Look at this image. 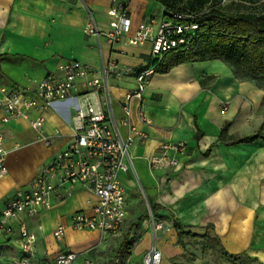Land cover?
<instances>
[{"label":"crops","instance_id":"obj_1","mask_svg":"<svg viewBox=\"0 0 264 264\" xmlns=\"http://www.w3.org/2000/svg\"><path fill=\"white\" fill-rule=\"evenodd\" d=\"M115 1L125 6V15L130 18L125 36L143 21L152 19L155 28L165 15L159 1ZM113 5V0H0V85L11 90L35 88L45 77L60 79L64 75L61 65L73 60L95 69L108 61L144 69L151 61L149 41L144 45H111L102 36L85 31L93 23L100 31L106 29L112 19L107 12ZM133 85L132 74L108 76L112 111L117 118L121 116L120 100ZM71 104L68 99L47 109L39 130L26 119L2 125L8 152L6 176L0 178V213L14 192L27 188L70 142ZM38 112L33 109L30 116ZM131 114V121L148 136L143 141L135 139L129 148L134 172L120 173L126 189V220L138 184L146 198L162 207L164 217L158 220L170 227L156 233L144 229L138 248L154 245L161 253V264H173L180 251L173 227L176 219L192 232L210 230L227 252L245 253L264 264V138L230 144L261 126L264 132V83L218 58L178 64L149 77L142 101L133 102ZM121 129L125 135L127 130ZM43 135L50 137L48 146ZM179 141L187 148L176 167H147L148 158L158 153L161 143ZM50 202V208L25 217L36 235L34 246L41 258L51 260L69 248L80 254L77 264L85 259L94 264L99 240L120 234L66 227L63 238L56 239L52 230L58 224H67L70 215L78 211L89 214L96 201L90 189L77 185L70 195L64 191L53 194ZM18 239L16 228L12 233L0 232V263L20 256Z\"/></svg>","mask_w":264,"mask_h":264},{"label":"built area","instance_id":"obj_2","mask_svg":"<svg viewBox=\"0 0 264 264\" xmlns=\"http://www.w3.org/2000/svg\"><path fill=\"white\" fill-rule=\"evenodd\" d=\"M113 1L114 5L107 12L112 18L109 26L100 31L93 23L85 31L98 38L102 36L111 45L118 42L144 45L149 41L151 61L144 69L120 66L114 61L102 62L95 69L73 60L61 65L64 75L60 79L45 77L35 88L11 90L0 85V178L6 176L5 159L8 152L4 146L2 125L26 119L32 128L39 130L44 125V112L47 109H54L61 101L71 99L73 110L70 142L43 166L27 188L14 192L0 213V232L8 234L16 228L20 253L19 257L5 259L0 264H77L80 254L69 248L60 250L51 260L39 257L34 246L36 235L29 230L25 221V217H34L41 210L50 208L53 194L64 191L70 195L77 185L90 189L96 202L89 214L78 211L70 215L67 224H58L52 230L54 238L62 239L66 227L119 234L125 224L126 189L120 180V173L134 172L129 148L135 139L143 141L148 136L131 121L133 102L142 101L146 83L156 72L165 53L178 48L187 49L199 27L192 21L194 13L171 10L155 28L152 19L143 21L137 24L131 35L125 36L130 30V18L125 15V6ZM113 73L134 76V87L120 100L121 116L118 118L112 111L108 87V76ZM33 109L39 112L31 117ZM140 118L147 121L142 114ZM121 128L127 130L125 135ZM54 131L60 133L57 129ZM42 140L45 145L50 144L48 135H43ZM186 148L187 144L182 141L163 142L158 153L148 158L147 167H176ZM152 228L156 233L170 227L155 219ZM161 261V253L154 245L143 255L144 264H161ZM78 264H89V260Z\"/></svg>","mask_w":264,"mask_h":264},{"label":"trees","instance_id":"obj_3","mask_svg":"<svg viewBox=\"0 0 264 264\" xmlns=\"http://www.w3.org/2000/svg\"><path fill=\"white\" fill-rule=\"evenodd\" d=\"M164 6V14L175 10L181 13H194L193 22L198 24L190 45L187 49H174L165 53L163 60L157 65L155 73H166L173 66L191 62H201L205 59H221L228 65L236 68L240 73L264 83V6L255 10L244 0H228L221 3L220 0H154ZM243 2V3H242ZM248 9H242V7ZM227 126L222 128L219 139L223 136ZM263 126L253 134L234 139L230 144L253 141L264 138ZM199 134H195L198 139ZM150 211L154 219L163 218L160 211L162 207L153 199L147 197ZM173 227L178 241L186 237H210L213 242L211 247L215 249L221 260L234 263L240 256H245L250 261L255 258L248 257L245 253L231 254L227 252L217 238L207 233H199L188 230L189 226L182 225L174 219ZM213 229V226L208 225ZM122 241L119 252L127 246Z\"/></svg>","mask_w":264,"mask_h":264},{"label":"rangeland","instance_id":"obj_4","mask_svg":"<svg viewBox=\"0 0 264 264\" xmlns=\"http://www.w3.org/2000/svg\"><path fill=\"white\" fill-rule=\"evenodd\" d=\"M244 1H246L247 6L251 4L255 10H259L264 6V0ZM242 9L248 8L244 6ZM132 197L135 203H133L130 209L129 217L121 233L99 240V246L96 249L97 259L94 264H144L143 255L150 248L139 249L138 245L141 243L144 229L149 233H153L152 225L155 219L149 212L148 199L140 185L137 184ZM142 218H144V228L140 223ZM207 232L209 233L210 230H207ZM122 241H125L128 245L122 252H119ZM212 242L213 240L210 237L201 238L197 236L191 238L184 236L179 241L177 239V245L180 246V251L174 257L173 264H258L255 261H250L245 256L238 257L234 263L224 262L216 253L215 249L211 247Z\"/></svg>","mask_w":264,"mask_h":264},{"label":"water","instance_id":"obj_5","mask_svg":"<svg viewBox=\"0 0 264 264\" xmlns=\"http://www.w3.org/2000/svg\"><path fill=\"white\" fill-rule=\"evenodd\" d=\"M149 212H150V214H152L151 211H150V206H149Z\"/></svg>","mask_w":264,"mask_h":264}]
</instances>
